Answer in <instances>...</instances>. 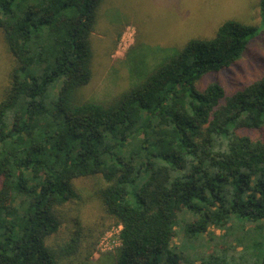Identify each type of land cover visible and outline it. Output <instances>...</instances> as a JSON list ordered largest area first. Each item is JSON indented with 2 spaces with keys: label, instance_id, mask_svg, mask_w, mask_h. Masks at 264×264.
Instances as JSON below:
<instances>
[{
  "label": "trees",
  "instance_id": "trees-1",
  "mask_svg": "<svg viewBox=\"0 0 264 264\" xmlns=\"http://www.w3.org/2000/svg\"><path fill=\"white\" fill-rule=\"evenodd\" d=\"M105 1L0 0L14 58L0 100V264H74L86 248L80 233L65 244L53 237L63 207L80 197L75 180L92 176L121 226L117 264H180L172 242L183 212L193 216L182 221L189 241L217 228L246 251L244 263L203 264H264V134L243 130L264 127V72L231 95L217 82L198 86L261 29L229 19L212 37L158 48L160 62L134 64L132 86L101 102L84 89Z\"/></svg>",
  "mask_w": 264,
  "mask_h": 264
},
{
  "label": "rangeland",
  "instance_id": "rangeland-1",
  "mask_svg": "<svg viewBox=\"0 0 264 264\" xmlns=\"http://www.w3.org/2000/svg\"><path fill=\"white\" fill-rule=\"evenodd\" d=\"M259 5L260 0H106L98 10L91 36L94 74L84 96L101 102L112 100L137 80L135 67L150 70L161 61L166 52L159 49L177 50L192 38L212 37L229 19L258 26L260 33L236 63L206 75L198 86L205 89L217 82L229 95L245 88L264 72V19ZM13 66L14 58L0 29V100L10 85ZM243 130L255 139L264 134V127ZM104 184L100 176L76 179L80 197L63 207V223L53 239L55 244H65L76 232L80 233L86 248L79 257H72L74 264H83L89 253L86 264H117L121 226L99 199L97 192ZM185 219L192 220L193 216L181 214L172 242L173 249L181 255L180 264H203L211 257L244 263L246 251L232 240L225 242L221 229L212 228L198 241L186 239Z\"/></svg>",
  "mask_w": 264,
  "mask_h": 264
}]
</instances>
